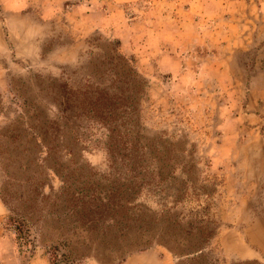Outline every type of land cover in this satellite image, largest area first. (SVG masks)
Segmentation results:
<instances>
[{
    "label": "rangeland",
    "instance_id": "obj_1",
    "mask_svg": "<svg viewBox=\"0 0 264 264\" xmlns=\"http://www.w3.org/2000/svg\"><path fill=\"white\" fill-rule=\"evenodd\" d=\"M104 43L147 82L139 117L144 142L171 149L179 160L175 175L187 178L179 165L185 163L189 177L212 191L210 198L190 195L176 210L208 208L218 222L210 249L220 264H264V0H0V133L23 114L22 98L43 107L36 86L43 79L88 85L90 63L103 57L96 45ZM43 118L54 114L45 110ZM79 124L78 143L64 139L71 154L43 152L39 162L28 163L0 140V264H102L92 249L77 246L75 262L51 257L73 226L55 199L45 198L63 185L47 167L73 189L105 184L93 174L109 171L106 131ZM137 203L162 209L146 193ZM10 217L24 221L27 243ZM132 250L109 264H178L158 244Z\"/></svg>",
    "mask_w": 264,
    "mask_h": 264
},
{
    "label": "trees",
    "instance_id": "obj_2",
    "mask_svg": "<svg viewBox=\"0 0 264 264\" xmlns=\"http://www.w3.org/2000/svg\"><path fill=\"white\" fill-rule=\"evenodd\" d=\"M96 46L103 57L90 63L93 69L88 74V85L74 89L62 78L43 79L36 85L43 95V107L22 98L23 114L0 133L1 141L10 142L12 150L26 155L31 163L39 162L38 156L43 152L49 158L61 149L71 154L73 147L64 139L75 136L72 143H78L81 122L100 125L106 131L103 144L108 152L109 171L93 174L105 184L73 189L55 166L47 167L59 175L63 185L57 191L51 188V195L45 198L55 199L65 221L73 226L65 241L52 246L53 262L60 256L66 262L78 260L81 255L75 246L92 249L95 259L109 264L124 261L132 249L144 251L158 244L167 248L178 264H220V258L210 249L218 222L206 214L208 208L187 214L176 210L190 195L210 198L212 191L189 177L184 171L185 163L179 165L187 178L175 175L173 162L177 165L179 160L171 149L160 150L144 142L139 117L147 82L117 47L111 43ZM11 87L18 89L14 82ZM45 110L53 112L52 120L43 118ZM176 180L180 184L168 185ZM144 193L158 200L161 211L137 203ZM8 224L21 242L29 241L31 235L24 221L10 217Z\"/></svg>",
    "mask_w": 264,
    "mask_h": 264
}]
</instances>
